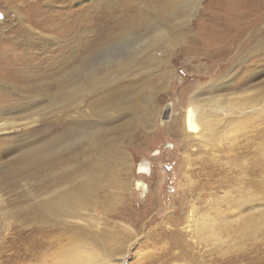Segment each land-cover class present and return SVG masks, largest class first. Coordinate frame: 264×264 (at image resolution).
Listing matches in <instances>:
<instances>
[{
    "label": "rangeland",
    "instance_id": "1",
    "mask_svg": "<svg viewBox=\"0 0 264 264\" xmlns=\"http://www.w3.org/2000/svg\"><path fill=\"white\" fill-rule=\"evenodd\" d=\"M33 1L35 0H0V47L14 43L12 41V38L15 37L14 30H17L20 20L31 26L35 32L49 35L48 38H44L47 46L44 49L46 55L42 51L43 55L38 56L40 60L42 58L46 60L45 56L49 57L50 55H63L64 59L76 58L80 51L77 34L73 32L76 29L72 28L74 25L68 23L73 15L82 20V24L79 23V25L83 28L82 31L85 30L83 45L90 47L96 44L95 37H97L98 31H116L114 35L118 36L122 34L121 31L124 27L129 28L126 31L128 33L125 32L123 37L115 40L113 45L111 44L105 52L100 54L101 56L94 55L100 56L98 58L102 60L105 56L118 53L124 48L123 45L126 44L128 38H132L133 41L146 31V27H155V25L165 27L162 22H156V17L153 18L154 11L150 7L155 4L152 0H120L121 6L116 8H111L106 3L101 8L100 5L104 0H41L36 4L32 3ZM184 1L179 14H177L183 19L180 21L183 24L179 26L183 27L179 31L181 40L175 45H171V43L166 45L162 49L165 54L161 52L157 54L163 60L164 65L151 67L152 76L150 79L155 80V83L148 88V96L151 99L153 110L144 121L135 120L133 123L135 126L133 130L131 128V132L127 128L125 129L121 122L107 126L108 131H101V135H105H102V141H106L107 144L115 141L117 146L115 147L113 144L116 152L114 156L117 159L111 155L113 161L107 158L103 164H106L108 171L111 172L112 169L117 172L105 176L101 183L103 202L92 205L90 210H84L81 214L84 221H69L67 223L82 229L71 230L70 227H67L65 230L67 233H59L63 236L62 244L69 245V250L81 247L84 239L88 238L82 230H86L94 236L103 232H113L115 242L110 243V247L107 248L115 256L113 261L115 264L120 263L119 258L125 253L127 254L125 264H160V258L172 251L170 233L186 227L185 218L192 214L193 204L204 208L206 206L204 202L209 200L213 194L217 199H223L228 192L232 193L239 188L237 185L233 187L235 184L225 185L228 175L231 173L227 157L222 154L223 156L218 160V157L200 142L188 139L189 133L186 132L181 121L189 105L188 100L193 94L194 98H198V100L207 97L205 94H198L197 87L206 88L216 81L217 77L231 71L226 60L231 59L238 52V46L231 50V38L247 27L250 18L257 19L258 14L261 19L264 17V0ZM262 11L263 13H261ZM104 13L107 14L104 16L105 19L109 15L124 14L129 22L122 26L103 29L99 19ZM168 26L171 27V23H168ZM176 26L178 27V25ZM258 27H264V18ZM36 36L37 34L31 35L35 42H39L35 40L38 39ZM242 38V36L239 37V44L242 43ZM261 41L264 42L262 39L258 42ZM2 48L0 49V54H2L0 55V108H3L1 105L5 106V103L8 104L11 99L13 100L12 97H10V101L6 99L13 89L11 85L4 86L3 82L10 83L15 80L13 73L9 71L11 66L7 69L6 61L3 60L5 56H3L2 50L4 51L5 48ZM35 49L34 52H40ZM228 51L230 52L228 53ZM256 56L264 59V54ZM12 67L15 68L14 65ZM23 70L25 72L21 75L31 73L27 72L29 70L27 68H23ZM164 70L169 73L165 82L159 77ZM40 73L38 76L30 75L32 77L30 84L28 80L27 82L21 81L22 94L30 101L34 96L33 93H36L37 90L33 86L41 81L43 85H46L52 78ZM233 73L235 74L234 70ZM238 74L233 82L236 80V83L241 84L243 81L239 78L244 74V69L242 68L240 75ZM258 76L261 77L258 81L263 80L264 74H258ZM38 77L44 79L38 81L36 80ZM155 77L159 79L157 80ZM45 78L49 81H46ZM129 80L131 78L127 81ZM227 84L230 82L223 85ZM223 85L221 84L220 87ZM16 89H20V87L18 86ZM220 91L223 92L222 94L227 92L224 87ZM31 95L33 96L30 99ZM19 100V103L24 101V99ZM84 105L85 103L82 106L84 107ZM41 106H45V104H41ZM22 107L28 109H22ZM12 108L9 106L3 111ZM167 110L171 112L169 118L164 120L163 115ZM208 111H210L209 108ZM64 113L59 115L60 110L53 109L52 111L39 106L35 109L27 104L0 113V122L9 123L4 127L3 134H0V169L8 166L13 158L23 151L41 144L51 134L49 126L55 118L65 116L61 117L62 125L67 128L68 117L67 114L63 115ZM118 125L119 127H117ZM40 129L45 131H38ZM88 148L90 149V146ZM97 154L99 156L100 153L92 152V155ZM251 155L247 156L250 162L254 158ZM62 157L71 159L75 155L62 154ZM142 168H147L148 171H144ZM251 169L246 176L254 183L257 179ZM23 171L24 169H21L18 178L15 179L18 183ZM262 181L264 183V175ZM141 184H144L145 188ZM27 195L28 191L18 184L3 185L0 181V257L4 258L0 259V264L5 262V264H19L21 256L26 258L25 263L35 264V257L30 253L29 242L22 239L30 235L33 236V239L38 238L39 241L42 239L41 235L35 234L36 231L33 232L37 225H35L34 219H30L32 206L28 211L26 203L22 200V197H27ZM222 205V207L225 206L224 203ZM217 216L216 222L220 220L216 223V238L210 241L208 249H205L206 253L201 252L203 251L202 246L195 247L191 257L168 264H264V213L263 217L261 216V227L238 232L231 231V233L229 230L232 229V224L230 227L228 223H225V226L222 227L221 225L224 223L221 222L220 215ZM56 222L63 225L64 219L52 218L51 223L39 226L43 227V231H45L48 230L47 226L52 225L51 228L55 234L57 233ZM75 231L80 236L71 234ZM186 240L191 243L190 236H187ZM26 249L29 251H25ZM42 251L47 253V256L49 255L47 247H44ZM83 251H86L82 253L88 257L96 250L93 248L91 251L87 249ZM173 251L179 253V249Z\"/></svg>",
    "mask_w": 264,
    "mask_h": 264
},
{
    "label": "bare ground",
    "instance_id": "2",
    "mask_svg": "<svg viewBox=\"0 0 264 264\" xmlns=\"http://www.w3.org/2000/svg\"><path fill=\"white\" fill-rule=\"evenodd\" d=\"M40 1L35 0L32 3L36 4ZM152 2L155 4L150 7L154 11L153 18L156 17V22H162L165 27L161 25L146 27V31L141 32L142 34L133 41L132 38H128L126 44L123 45L124 48L118 53L105 56L102 60L98 58L100 54L105 52L115 40L123 37L129 28L124 27L125 31L122 30V34L118 36L114 35L116 31H98L95 37L97 42L90 47L83 45L85 30L82 31L83 28L79 25V23L82 24V20L73 15L68 23L70 22V25H74L71 27L76 29L73 32L77 34L80 47L77 56L75 55L76 58L68 57L67 59L65 57L64 59L63 55H50L45 56L46 60L45 58L40 60L38 56L45 54L44 49L47 47L44 38H48L49 35L35 32L31 26L20 20L17 30H14L15 37H11L14 43L0 47V49L5 48L4 51L2 50L5 56L3 60L6 61L7 69L11 66L9 71L13 73V79L15 78L10 83H5L2 79L4 86L8 84L13 89L6 99L10 101L12 97L13 100L11 99L8 104L5 103V106L1 105L3 108H0V113L27 104L35 109L39 106L52 111L53 109L60 110L59 115L65 112L63 115L67 114L68 117L67 128L62 125L61 117L65 116L55 118L49 126L51 134L41 144L23 151L13 158L8 166L0 169V181L3 185L16 183L28 191L27 197H22V200L26 203L28 211L31 206L33 208L32 213L29 212L30 219H34L37 225L33 232L36 231L35 234L41 235L44 239L39 241L38 238L33 239L31 235L22 238L25 242H29L30 253L35 257V264H115L113 262L115 256L107 248L110 247V243L115 242L113 232H103L94 236L82 230L88 238L84 239L81 247L76 249L74 247L73 250L68 249L69 245L62 244L63 236L59 233H67L65 231L67 227L71 230L82 229L67 223L84 221L81 216L82 212L90 210L92 205L103 202L101 183L105 176L117 172L112 169L111 172L108 171L106 164H103L107 158L112 160L111 155L115 158L114 146H117L115 141L108 144L102 141L104 134L101 135V131L107 130V126L121 122L122 126L131 132V128L133 130L135 126L134 121H144L153 110L151 99L148 96V88L155 83V80L150 79L151 67L163 64V60L157 54L159 52L165 54L162 49L166 45L170 43L175 45L181 40L179 31L183 27L179 26L183 24L180 23L183 19L177 14L185 1L152 0ZM51 17L54 16L51 15ZM257 17V19L250 18L247 27L231 38V50L237 46L239 48L231 59L226 60L231 71L217 77L216 81L206 88L197 87L198 94H205L207 97L198 100L193 94L188 100L189 105L181 121L186 132L189 133L188 139L200 142L206 149L211 150L218 160L223 155L227 157L231 173L225 185L235 184L233 187L237 185L239 188L232 193L228 192L223 199H217L214 194L210 196L209 192L210 198L204 202L206 205L204 208L193 204L192 214L185 218L186 227L170 233L172 251L160 258V264L189 258L193 249L199 246H202L203 251L201 252L206 253L205 249H208L210 241L216 238V223L220 220L216 222L218 218L216 215H220L221 222L224 223L222 227L225 223L232 224L230 233L231 231H245L253 227L258 228L262 225L261 220L264 213V183L262 181L264 175V78L258 81L261 78L258 74H264V59L256 55L264 54V43L258 42L260 39L264 41V27H258L262 24L264 17L262 15L261 19L259 14ZM168 23H171V27ZM35 34L38 38L35 40L39 42H35L31 37ZM240 36L244 40L242 38V43L239 44ZM41 43L43 47L39 45ZM34 49L40 52H34ZM95 54L100 56L96 57ZM23 68L29 69L27 72L31 73L21 75L25 72ZM242 68L244 74L239 79L243 82L241 84L236 83V80L233 82L236 74L240 75ZM166 70L159 76L163 81L169 77ZM40 72L52 78L46 85H43L41 81L44 78H36L41 82L33 86L37 90L33 93L34 96H30V99L33 96L30 101L22 94L21 81L27 82L28 80L30 84L32 80L30 75L38 76ZM130 78L131 80L127 81ZM46 81L49 80L46 79ZM227 82L230 84L223 85ZM221 84L227 91L224 94L220 91L223 88L220 87ZM18 86L20 89H16ZM19 99H24L25 102L21 100L23 102L19 103ZM9 106L13 108L3 111ZM7 125H9L8 122H0V134H3L4 127ZM113 136L114 134L112 139ZM93 151L100 153L99 156L98 154L92 155ZM62 154H71L75 157L64 159ZM250 154L254 157L251 162L247 157ZM250 168L257 179L254 183L247 178ZM21 169L24 171L18 183L15 179L18 178ZM142 170L148 171L147 168H142ZM141 186L145 188L144 184ZM223 203L224 207H222ZM225 207L227 209H223ZM52 218L64 219L63 225L55 223L57 231L55 234L52 231V225L47 226L48 230L45 231L39 226L51 223ZM71 234L80 236L77 231ZM187 236H190L191 243L186 240ZM44 247H47L48 256L42 251ZM93 248L96 251L88 257L82 253L86 252L83 251L84 249L91 251ZM178 249L179 253H174L173 250ZM126 257L125 253L119 258V264H125ZM0 259L4 258L0 257ZM20 259L19 264H28L25 263L24 256Z\"/></svg>",
    "mask_w": 264,
    "mask_h": 264
},
{
    "label": "snow or ice",
    "instance_id": "3",
    "mask_svg": "<svg viewBox=\"0 0 264 264\" xmlns=\"http://www.w3.org/2000/svg\"><path fill=\"white\" fill-rule=\"evenodd\" d=\"M107 4L111 8H116L121 6L120 0H104V2L100 5L101 8L104 7V4ZM107 15L106 13L102 14L99 19V23L102 25L103 29H107L114 26H122L126 23H128V19L126 15L120 14L117 16H108L107 19L104 18V16ZM264 43V42H262ZM40 132H44V129L38 130Z\"/></svg>",
    "mask_w": 264,
    "mask_h": 264
},
{
    "label": "water",
    "instance_id": "4",
    "mask_svg": "<svg viewBox=\"0 0 264 264\" xmlns=\"http://www.w3.org/2000/svg\"><path fill=\"white\" fill-rule=\"evenodd\" d=\"M169 114H170V112H169V110H167L166 111V113L164 114V120H167L168 118H169Z\"/></svg>",
    "mask_w": 264,
    "mask_h": 264
}]
</instances>
